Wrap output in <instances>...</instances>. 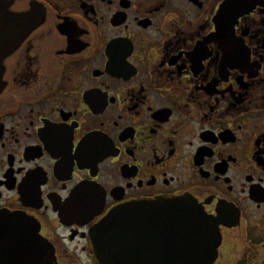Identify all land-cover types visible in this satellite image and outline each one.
Listing matches in <instances>:
<instances>
[{
	"label": "flooded vegetation",
	"instance_id": "1",
	"mask_svg": "<svg viewBox=\"0 0 264 264\" xmlns=\"http://www.w3.org/2000/svg\"><path fill=\"white\" fill-rule=\"evenodd\" d=\"M3 2L0 264H95L108 210L165 198L212 221L213 264H264V0Z\"/></svg>",
	"mask_w": 264,
	"mask_h": 264
},
{
	"label": "water",
	"instance_id": "2",
	"mask_svg": "<svg viewBox=\"0 0 264 264\" xmlns=\"http://www.w3.org/2000/svg\"><path fill=\"white\" fill-rule=\"evenodd\" d=\"M22 25V18L8 14L0 0V86L3 63L17 48ZM86 190L81 188L72 200L82 201ZM99 208H91L93 216ZM219 237L203 209L187 198L119 204L90 232L95 264H213Z\"/></svg>",
	"mask_w": 264,
	"mask_h": 264
}]
</instances>
